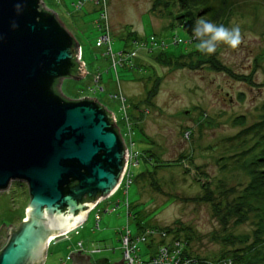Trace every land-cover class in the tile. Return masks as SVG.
I'll use <instances>...</instances> for the list:
<instances>
[{"label": "rangeland", "instance_id": "rangeland-1", "mask_svg": "<svg viewBox=\"0 0 264 264\" xmlns=\"http://www.w3.org/2000/svg\"><path fill=\"white\" fill-rule=\"evenodd\" d=\"M42 2L77 42L78 62L84 69L79 79H63L59 93L68 100L95 99L114 115L115 126L134 152L129 171L112 194H116L111 205L117 204L115 211L104 212L103 205L91 211L79 227L52 240L44 263L69 264V253L76 251L78 242L90 254L91 264L118 262L122 259L120 232L126 229L132 234H142L149 226L171 229L169 240L187 241L191 257L211 261L224 251L220 239L225 233L251 234L255 218L236 226L229 223L223 230L208 203L190 199L202 196L201 185L206 183L217 196L221 189L238 193L248 182L242 172H221L219 167L228 164L229 168L231 160L222 159L237 144L229 139L260 119L264 85L255 84L264 80L263 0L240 2L225 27L238 25L243 42L237 49L221 44L215 52L216 59L236 74L247 75L256 68L253 84L208 68L204 60L209 54H193L198 43L194 33L190 41H183L187 37L182 31L171 35L176 22L163 11L152 12L153 0ZM174 5L169 4L173 14ZM106 34L115 59L105 42L96 44ZM133 34L138 37L135 41ZM171 37L181 42L172 44ZM152 87L156 91L149 103L147 92ZM238 116H244L242 124ZM180 156L185 158L178 163ZM155 162L164 165L150 175L147 171ZM227 195L230 200L235 194ZM28 201L24 182L12 181L0 191V225L6 227L5 233L9 224L13 230L19 226ZM137 247L136 254L145 259V244Z\"/></svg>", "mask_w": 264, "mask_h": 264}, {"label": "water", "instance_id": "water-1", "mask_svg": "<svg viewBox=\"0 0 264 264\" xmlns=\"http://www.w3.org/2000/svg\"><path fill=\"white\" fill-rule=\"evenodd\" d=\"M77 57L42 0H0V191L17 181L29 193L16 230L0 225V264H44L49 242L84 223L122 177L126 148L112 114L59 93L63 79L83 76ZM79 251L72 264H90Z\"/></svg>", "mask_w": 264, "mask_h": 264}, {"label": "trees", "instance_id": "trees-1", "mask_svg": "<svg viewBox=\"0 0 264 264\" xmlns=\"http://www.w3.org/2000/svg\"><path fill=\"white\" fill-rule=\"evenodd\" d=\"M242 1L245 0H153L151 11H163V13L165 12L170 15L171 19L176 22V26L172 27L171 35L178 34L175 30L182 31L187 37L183 41H190V36L193 34L197 19L204 18L218 25L223 24L226 26ZM169 4H175L174 9L176 13H171ZM177 37H171L172 44L173 41H175L176 45L181 42ZM137 38L135 36L133 40L135 41ZM183 41L182 43H184ZM197 42L198 40L195 43ZM188 45L190 46V44ZM191 47L193 48V45ZM193 54L202 57L206 56L198 51V49L194 50ZM193 54H188V57H192ZM179 57H181V54L177 56V58ZM202 57H197V59H201ZM156 61H161V58H156ZM162 62V64L165 63V61ZM204 62L211 70L225 73L235 81L253 84L251 79L256 68L247 75L236 74L223 66L216 59L215 53L207 55ZM77 65L78 63L76 64L74 74L76 73ZM255 85H264V80L262 83H256ZM155 91L154 87H152L147 92V102L150 103V99L154 96ZM259 110L261 112L259 121L249 126H244L243 129L229 139L231 142L235 141L237 144L232 145L233 151L231 152L233 153L222 160H231V166L229 164V168H226L227 164L220 165L219 167L221 172H242L248 178L247 184L238 193L233 188L228 190L221 189L217 196H215V192L210 189V183H206L201 185L205 190L203 195L190 199L195 202L208 203L213 217L219 222L223 230L226 229L229 223L236 226L247 222L250 218L256 219L254 223L255 228L251 234L233 235L225 233L221 237L220 242L224 251L219 254L218 259L228 258L233 264H264V103L259 107ZM242 118L244 116H238L236 120L242 124ZM184 158V156H180L177 162L180 163ZM163 165L164 163L155 162L152 170L150 172L147 171V173L151 175L155 169H159ZM196 170L199 169L196 168ZM139 176L142 177L143 173ZM151 185L154 184L152 183ZM228 193H234L235 195L228 200ZM134 224L137 229L141 228L139 222H134ZM162 230L168 234L172 232L168 228ZM185 237L189 239L188 236ZM184 242V254L187 257H191L188 252V242Z\"/></svg>", "mask_w": 264, "mask_h": 264}, {"label": "built area", "instance_id": "built-area-1", "mask_svg": "<svg viewBox=\"0 0 264 264\" xmlns=\"http://www.w3.org/2000/svg\"><path fill=\"white\" fill-rule=\"evenodd\" d=\"M100 40L102 42H105L103 45H108L109 34H106L99 38L97 45H100ZM107 52L113 54L111 51L110 45H108ZM80 50L78 49V57L80 56ZM112 57L115 59L116 55H112ZM113 59V60H114ZM122 62V61H121ZM123 112H125L124 107L122 105ZM114 119V116H113ZM115 123V121L113 120ZM121 134V133H120ZM122 141L124 143V146L126 148V159L124 163V171L122 174V177L119 181V184L117 186V189L121 186L122 179L127 171H129V164L131 162V159L133 158V150H132V144L129 142L127 145L124 142L123 136ZM116 189V190H117ZM113 194V193H112ZM127 200V199H126ZM104 202L103 200H98L92 207L91 210L96 208L97 205ZM115 206H112L110 208V211H115ZM96 224L95 226L98 227L97 222L99 221L98 213L95 214ZM168 238V239H167ZM158 243L156 250L153 254L148 255L145 259L140 258L136 251H138V244L144 243V244H150L153 245L156 242ZM120 244H121V250H122V261L123 264H233L232 261L228 258L224 259H216L214 261L206 260V259H198L193 257H187L184 254V247L185 242L180 239H171L169 240L168 233H166L164 230L159 228H147V230L144 231V233H135L132 234L131 231L125 230L121 231L120 233Z\"/></svg>", "mask_w": 264, "mask_h": 264}, {"label": "clouds", "instance_id": "clouds-1", "mask_svg": "<svg viewBox=\"0 0 264 264\" xmlns=\"http://www.w3.org/2000/svg\"><path fill=\"white\" fill-rule=\"evenodd\" d=\"M194 37L198 40L196 45L198 51L203 54H213L219 45L223 44L231 49H237L243 42L240 27H225L204 18L196 21L193 29Z\"/></svg>", "mask_w": 264, "mask_h": 264}, {"label": "crops", "instance_id": "crops-1", "mask_svg": "<svg viewBox=\"0 0 264 264\" xmlns=\"http://www.w3.org/2000/svg\"><path fill=\"white\" fill-rule=\"evenodd\" d=\"M115 195H116V194L112 195L110 198H108V199L105 200L103 203H101V204L103 205L104 209H105L106 207H109L110 205H112V199L114 198ZM113 202H115V201H113ZM99 219H100V218H99ZM78 243H81V242H78ZM158 243H160V242L158 241V242H156V243L153 244V245L145 244V248H144V249L146 250V257H147L148 255L153 254V253L155 252ZM81 246H82V248H79V247L77 246L76 251H72V252H75V253H76L77 251L81 250V251H82V252H81L82 255H88V256L90 257V254H89V253L83 248V245H82V244H81ZM79 252H80V251H79ZM89 260H90V264H91V258H90ZM71 262H72V261H71ZM106 264H109V263L106 262Z\"/></svg>", "mask_w": 264, "mask_h": 264}, {"label": "flooded vegetation", "instance_id": "flooded-vegetation-1", "mask_svg": "<svg viewBox=\"0 0 264 264\" xmlns=\"http://www.w3.org/2000/svg\"><path fill=\"white\" fill-rule=\"evenodd\" d=\"M3 236H6V234H4L3 233ZM72 253V252H71ZM70 254V253H69ZM46 260V259H45ZM68 261H70V263L69 264H72V262H71V259L68 257V259H67ZM45 264V263H44Z\"/></svg>", "mask_w": 264, "mask_h": 264}, {"label": "bare ground", "instance_id": "bare-ground-1", "mask_svg": "<svg viewBox=\"0 0 264 264\" xmlns=\"http://www.w3.org/2000/svg\"><path fill=\"white\" fill-rule=\"evenodd\" d=\"M51 242H52V240L50 241V243H51ZM50 243H49V244H50Z\"/></svg>", "mask_w": 264, "mask_h": 264}]
</instances>
